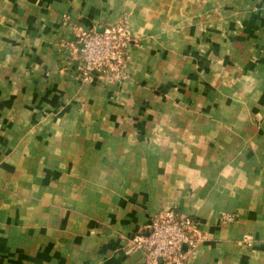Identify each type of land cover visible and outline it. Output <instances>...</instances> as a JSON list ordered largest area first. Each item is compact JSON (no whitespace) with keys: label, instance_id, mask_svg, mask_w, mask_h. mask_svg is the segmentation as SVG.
Returning a JSON list of instances; mask_svg holds the SVG:
<instances>
[{"label":"crops","instance_id":"0c3cea01","mask_svg":"<svg viewBox=\"0 0 264 264\" xmlns=\"http://www.w3.org/2000/svg\"><path fill=\"white\" fill-rule=\"evenodd\" d=\"M124 17L126 77L78 80L77 27ZM170 208L188 264H264V0H0V264H144Z\"/></svg>","mask_w":264,"mask_h":264},{"label":"built area","instance_id":"2783aa9c","mask_svg":"<svg viewBox=\"0 0 264 264\" xmlns=\"http://www.w3.org/2000/svg\"><path fill=\"white\" fill-rule=\"evenodd\" d=\"M135 40L126 21L101 28H78L76 38L69 42L77 64L74 76L82 82L96 78L121 81L126 77L127 49ZM234 220L233 214L225 215ZM194 219L174 208L151 216L144 232L135 235L130 244L143 252L144 264H188L203 239Z\"/></svg>","mask_w":264,"mask_h":264},{"label":"rangeland","instance_id":"374dc122","mask_svg":"<svg viewBox=\"0 0 264 264\" xmlns=\"http://www.w3.org/2000/svg\"><path fill=\"white\" fill-rule=\"evenodd\" d=\"M124 21H126V22L129 23L127 17H124V18H122L121 20H118V21L113 22V23L124 22ZM70 22H71V20H70V15H69V14H65V15L63 16L62 23L69 24ZM110 24H112V23H110ZM106 25H107V24H106ZM78 28H80V26H78L77 29H78ZM231 214L234 215L235 213H231ZM234 216L236 217V214H235ZM203 237L205 238V235H204V234H203ZM252 241H253V239H252V236H251L250 234H246V233H245V234L243 235L242 242H243L245 245H248V246L252 245ZM133 249L136 250L134 247H133Z\"/></svg>","mask_w":264,"mask_h":264}]
</instances>
